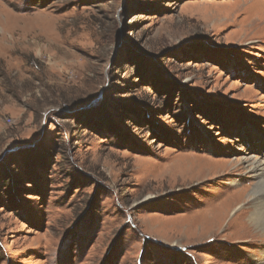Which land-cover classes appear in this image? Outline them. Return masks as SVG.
Masks as SVG:
<instances>
[{"label":"rangeland","instance_id":"rangeland-1","mask_svg":"<svg viewBox=\"0 0 264 264\" xmlns=\"http://www.w3.org/2000/svg\"><path fill=\"white\" fill-rule=\"evenodd\" d=\"M262 157L264 0H0V264H264Z\"/></svg>","mask_w":264,"mask_h":264},{"label":"bare ground","instance_id":"bare-ground-1","mask_svg":"<svg viewBox=\"0 0 264 264\" xmlns=\"http://www.w3.org/2000/svg\"><path fill=\"white\" fill-rule=\"evenodd\" d=\"M261 159H264V157ZM234 162L241 164L238 160ZM243 166L245 170H249L250 174L254 175L251 172H255L256 177H258L257 184L249 192L248 201L252 205V211L249 212L247 209L249 212L247 221L251 227L264 236V167L258 160H253L252 158L249 160L245 159Z\"/></svg>","mask_w":264,"mask_h":264}]
</instances>
